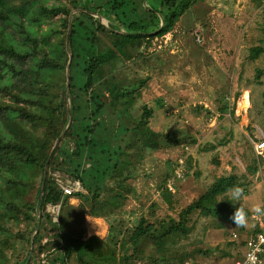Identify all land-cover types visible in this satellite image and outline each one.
<instances>
[{
  "label": "trees",
  "instance_id": "1",
  "mask_svg": "<svg viewBox=\"0 0 264 264\" xmlns=\"http://www.w3.org/2000/svg\"><path fill=\"white\" fill-rule=\"evenodd\" d=\"M16 1L0 0V264H26L32 247L49 264H159L167 246L189 236L195 212L222 223L232 221L238 205L218 198L228 187L244 186L235 174L218 178L178 219L149 221L141 216L133 227H124L120 238H85L86 230L75 217L79 211L93 218L113 215L125 198L118 189L131 179V152L147 147L142 126L153 111L144 106L140 120H130L134 89L115 80L114 70L130 61L135 42L166 35L198 0H153L160 10L144 7V0H56L51 5L50 0ZM49 18H58L61 29L52 24L43 29ZM263 52L264 47H255L250 58L256 60ZM221 110L226 114L228 104ZM190 162L188 157L186 164ZM263 163L259 158L250 173L257 174ZM56 172L79 181L83 191L65 196ZM167 181L161 197L171 202ZM23 189L34 192L28 203L22 199ZM73 198L79 200L77 207L71 204ZM58 205L54 221L47 210ZM21 218L30 230L2 237L10 231L5 225ZM39 218L42 229L49 226L54 232L45 243L41 233L34 234ZM244 244L242 240L240 246ZM188 258L186 253L177 255L178 264Z\"/></svg>",
  "mask_w": 264,
  "mask_h": 264
},
{
  "label": "rangeland",
  "instance_id": "2",
  "mask_svg": "<svg viewBox=\"0 0 264 264\" xmlns=\"http://www.w3.org/2000/svg\"><path fill=\"white\" fill-rule=\"evenodd\" d=\"M55 3L50 0L48 5ZM143 6L161 9L153 0H144ZM49 24L61 29L58 18H49L42 28ZM141 41L135 42L130 61L118 63L114 77L134 89L129 98L131 121L140 120L144 106L153 111L142 126L147 147L131 152V179L119 187L125 198L113 215L103 219L81 211L75 214L78 227L86 230L85 238H120L124 227H133L141 216L149 221L178 219L218 178L233 174L244 185L246 208L264 203V163L257 174L249 171L259 158L264 159V152L256 149L264 141V52L256 60L250 58L253 48L264 47V0H198L166 35ZM225 103L229 111L223 114ZM178 139L185 142L178 145ZM183 155L191 162L185 163L187 174L170 192L168 202L161 197V186ZM53 176L63 183L72 179L61 172ZM21 196L28 203L34 192L23 189ZM218 199L227 201L225 195ZM71 204L77 207L79 200L73 198ZM54 210L50 206L47 211L53 214ZM91 223L99 224L96 233L89 232ZM188 225L192 226L189 236L167 246L159 264H178L177 255L183 253L189 254L187 264H234L241 256L240 242L264 228V217L252 213L247 227L241 228L233 221L222 223L195 212ZM5 226L10 231L2 232V237L30 230L22 218ZM38 232L44 243L54 233L49 226ZM31 264L49 263L44 254L38 259L32 247Z\"/></svg>",
  "mask_w": 264,
  "mask_h": 264
},
{
  "label": "built area",
  "instance_id": "3",
  "mask_svg": "<svg viewBox=\"0 0 264 264\" xmlns=\"http://www.w3.org/2000/svg\"><path fill=\"white\" fill-rule=\"evenodd\" d=\"M256 149L257 152L259 154H263L264 152V141L259 142L256 144ZM188 151V147H185V152ZM184 157H180L178 158L176 165L174 167L173 170V175L171 176L170 179H168L165 188L169 191V192H174L176 191V185L178 182H180L181 180L184 179L185 177V173H186V169H185V163H186V159L188 156L185 157V155H183ZM58 183L63 191V194L65 196H71L77 192H82L83 191V187L81 185V183L79 181H68L67 183H63L61 181V179H57ZM51 208H54L55 212H53V216H54V221H58V215H59V210H60V206H51ZM260 236H264V228H260V231L257 232H252L246 235L245 237V244L244 247L242 248V252H241V256L236 259V261L234 262V264H245V257L248 253L249 249V245L250 244H255L258 241V238ZM234 237L237 238L238 235L234 234ZM261 247L264 248V244H261ZM187 264V263H186ZM257 264H264V252H260L257 253Z\"/></svg>",
  "mask_w": 264,
  "mask_h": 264
},
{
  "label": "clouds",
  "instance_id": "4",
  "mask_svg": "<svg viewBox=\"0 0 264 264\" xmlns=\"http://www.w3.org/2000/svg\"><path fill=\"white\" fill-rule=\"evenodd\" d=\"M224 195L231 204L235 203V211L231 217L237 227L246 228L250 218V212L264 217V203H255L250 209H246L242 201L246 199L244 190L240 186H231L225 190ZM264 244V236H260L255 244L249 245V251L245 257V264H257V253L264 252L261 247Z\"/></svg>",
  "mask_w": 264,
  "mask_h": 264
},
{
  "label": "water",
  "instance_id": "5",
  "mask_svg": "<svg viewBox=\"0 0 264 264\" xmlns=\"http://www.w3.org/2000/svg\"><path fill=\"white\" fill-rule=\"evenodd\" d=\"M93 15H97V14H93ZM96 17L99 18L98 15H97ZM67 50H68V53H69V55H70V61H69L68 69H67V71H69V66H70V64H71V60H72V53H71V51H70V49H69V39H67ZM68 91H69V85H68ZM70 124H71V122L69 123L67 129L69 128ZM67 129H66V131H67ZM66 131H65V132H66ZM65 132H64V133L61 135V137L57 140L55 147L57 146V144H58V142L61 140V138L64 136ZM55 147H54V149H55ZM54 149H53V150H54ZM46 173H47V171H45V176H44V182H43V186H42L41 196H42L43 193H44V183H45ZM39 228H40V219H39L38 227H37L35 233L38 232ZM32 242H33V238H32ZM31 255H32V252H31V254H30V258H31ZM30 258L28 259V261L26 262V264L29 263Z\"/></svg>",
  "mask_w": 264,
  "mask_h": 264
},
{
  "label": "bare ground",
  "instance_id": "6",
  "mask_svg": "<svg viewBox=\"0 0 264 264\" xmlns=\"http://www.w3.org/2000/svg\"><path fill=\"white\" fill-rule=\"evenodd\" d=\"M249 104V103H248ZM90 222V221H89ZM95 223V222H94ZM92 224V223H91ZM99 226V224L97 225V224H92L91 226H89V232L90 233H96L97 232V229L99 228L98 227Z\"/></svg>",
  "mask_w": 264,
  "mask_h": 264
}]
</instances>
